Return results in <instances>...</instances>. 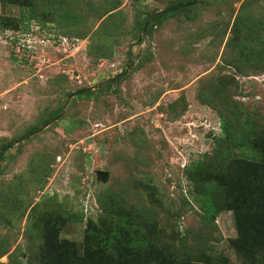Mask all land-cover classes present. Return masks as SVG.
Listing matches in <instances>:
<instances>
[{
    "label": "rangeland",
    "instance_id": "obj_1",
    "mask_svg": "<svg viewBox=\"0 0 264 264\" xmlns=\"http://www.w3.org/2000/svg\"><path fill=\"white\" fill-rule=\"evenodd\" d=\"M10 1H0V264L45 263L48 215L64 219L47 240L79 247L88 221L108 223L109 193L148 227L157 264L177 252L264 264L262 245L257 257L232 245L234 208L264 161V0H195L155 23L191 0ZM220 116L235 140L220 139ZM208 193L217 210L205 217Z\"/></svg>",
    "mask_w": 264,
    "mask_h": 264
},
{
    "label": "trees",
    "instance_id": "obj_2",
    "mask_svg": "<svg viewBox=\"0 0 264 264\" xmlns=\"http://www.w3.org/2000/svg\"><path fill=\"white\" fill-rule=\"evenodd\" d=\"M7 4H12L6 0H0ZM183 4H177L171 8L163 10L161 13H157L153 16L152 22H159L165 18L171 17L177 13L173 8L182 6ZM194 5V4H193ZM184 7V6H183ZM180 11V9L178 10ZM10 26L4 28L9 29ZM248 30V31H247ZM247 33H252L250 27H247ZM260 49V46H256ZM255 46L245 45L243 49H239V56H243V53L254 51ZM244 57V56H243ZM116 82V81H114ZM109 87L100 88L99 91H103ZM88 93L77 94L75 99L88 96ZM61 112V108L51 112L48 117L43 120L41 125L45 124L49 120L58 116ZM227 119L223 116L219 117V135L220 139L231 142L235 140L234 132L228 127ZM37 128H30L25 131L23 136H26ZM246 142L252 144L255 142V138L250 134H245ZM246 152L249 159L256 161V164L260 160L259 152L254 147L244 145V147L237 146ZM9 144L1 146V151L5 152L9 149ZM252 189L251 196L248 195V190ZM247 192H244L242 197H245L246 205L238 204L234 208V218L237 232V239L232 242L233 247L240 255L251 254L257 257L253 251L260 249L259 245L264 247V161H261L258 178L255 183L248 181ZM243 192H241L242 194ZM240 196V194H239ZM238 196V197H239ZM105 200L100 202L105 213L107 222L100 221H88L84 230V240L79 247H75L66 242H58L56 239H49V231H57L62 227V217H53L49 215L44 216L42 220L41 234L44 241L45 260L44 264H157L154 262V258L150 255L152 253L153 238L152 233L148 230L145 223L139 219L134 220V217L125 213L123 200L115 194L109 193L104 195ZM107 198V200H106ZM202 211L205 217L215 214L217 210L216 198L212 195L202 194ZM215 198V199H214ZM245 207V211L243 209ZM132 213V212H131ZM244 213V216L241 215ZM140 217V216H139ZM67 222L70 219L66 220ZM3 222H5L3 220ZM261 239L259 244L258 239ZM181 252V251H180ZM182 253V254H181ZM180 254H173L168 258L173 260V264H195L191 262V254L181 252ZM164 264H169L165 263Z\"/></svg>",
    "mask_w": 264,
    "mask_h": 264
},
{
    "label": "water",
    "instance_id": "obj_3",
    "mask_svg": "<svg viewBox=\"0 0 264 264\" xmlns=\"http://www.w3.org/2000/svg\"><path fill=\"white\" fill-rule=\"evenodd\" d=\"M195 3V0H191L189 3H187V4H185V5H182V6H179V7H176V8H173L174 10H177V9H179V8H182L183 6H191V5H193ZM161 12H163V11H160V12H158V13H161ZM157 13H155V14H153V15H156ZM152 15V16H153ZM152 16H149V18L148 19H150ZM124 76V73H121V74H118V75H116V76H114L113 78H111L108 82H107V84L108 83H110V82H112V81H115V80H117V79H119V78H121V77H123ZM79 92H75V93H73V94H70V97H72L73 95H76V94H78ZM56 117H58V116H56ZM55 117V118H56ZM55 118H53V119H55ZM52 120V119H51ZM51 120H49L48 122H46L44 125H46V124H48L49 122H51ZM96 174L98 175V176H100L101 178H104V176L106 175V173H104V172H96Z\"/></svg>",
    "mask_w": 264,
    "mask_h": 264
}]
</instances>
